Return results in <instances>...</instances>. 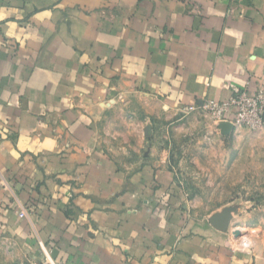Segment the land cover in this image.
I'll list each match as a JSON object with an SVG mask.
<instances>
[{
  "label": "crops",
  "instance_id": "0c3cea01",
  "mask_svg": "<svg viewBox=\"0 0 264 264\" xmlns=\"http://www.w3.org/2000/svg\"><path fill=\"white\" fill-rule=\"evenodd\" d=\"M263 81L264 0H0V236L59 264H264L184 211L148 129Z\"/></svg>",
  "mask_w": 264,
  "mask_h": 264
},
{
  "label": "rangeland",
  "instance_id": "374dc122",
  "mask_svg": "<svg viewBox=\"0 0 264 264\" xmlns=\"http://www.w3.org/2000/svg\"><path fill=\"white\" fill-rule=\"evenodd\" d=\"M181 115L178 123L175 117L167 125L156 123L148 129L154 137L152 146L168 151L184 211L205 225L226 215L228 224L220 233L230 249L252 252L256 244L264 243V126L256 132L229 129L204 108ZM0 264L46 261L45 256L0 236Z\"/></svg>",
  "mask_w": 264,
  "mask_h": 264
},
{
  "label": "built area",
  "instance_id": "2783aa9c",
  "mask_svg": "<svg viewBox=\"0 0 264 264\" xmlns=\"http://www.w3.org/2000/svg\"><path fill=\"white\" fill-rule=\"evenodd\" d=\"M204 109H207L217 121L228 122L232 127L249 132L259 131L264 126V81L254 94L235 90L228 101L221 103L208 101ZM232 110L233 118L229 120L226 114ZM20 215L23 216L24 213ZM49 255V252L44 251L46 264H59L52 261Z\"/></svg>",
  "mask_w": 264,
  "mask_h": 264
},
{
  "label": "water",
  "instance_id": "95a60500",
  "mask_svg": "<svg viewBox=\"0 0 264 264\" xmlns=\"http://www.w3.org/2000/svg\"><path fill=\"white\" fill-rule=\"evenodd\" d=\"M263 118H264V113H263ZM221 125L229 128V129L232 127V125L230 123H227V122H222ZM227 224H228V217L226 215H220L218 217H213L210 219V225L214 229H216L220 232H222L226 229Z\"/></svg>",
  "mask_w": 264,
  "mask_h": 264
},
{
  "label": "bare ground",
  "instance_id": "6f19581e",
  "mask_svg": "<svg viewBox=\"0 0 264 264\" xmlns=\"http://www.w3.org/2000/svg\"><path fill=\"white\" fill-rule=\"evenodd\" d=\"M231 231L236 232L235 230H231Z\"/></svg>",
  "mask_w": 264,
  "mask_h": 264
}]
</instances>
